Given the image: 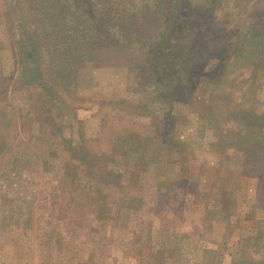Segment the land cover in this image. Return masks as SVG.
I'll use <instances>...</instances> for the list:
<instances>
[{
	"label": "rangeland",
	"instance_id": "rangeland-1",
	"mask_svg": "<svg viewBox=\"0 0 264 264\" xmlns=\"http://www.w3.org/2000/svg\"><path fill=\"white\" fill-rule=\"evenodd\" d=\"M105 1L0 0V264H264V0H162L194 27L165 92L129 65L160 0H117L119 46Z\"/></svg>",
	"mask_w": 264,
	"mask_h": 264
},
{
	"label": "trees",
	"instance_id": "trees-1",
	"mask_svg": "<svg viewBox=\"0 0 264 264\" xmlns=\"http://www.w3.org/2000/svg\"><path fill=\"white\" fill-rule=\"evenodd\" d=\"M112 1L114 2H111L110 4H112L113 7L110 5L104 6L103 11L99 10L100 12L98 11L97 4H94L93 5L94 10L91 9L90 11H87V13L84 14V16L82 17L84 19H87V17L89 18V21L86 20L88 28H94L95 33L100 31V35L98 37L104 41V45H106L107 43L115 42L119 46L120 42L118 41L119 39H121L120 37H122L121 33L123 31H124V34L127 33L129 39L133 38L134 34L131 32H128L126 28L128 25L126 16H131V18L129 19V22L133 21L134 25L138 23V19H136V14H134L136 12L133 11L136 3L132 2L131 4H128L130 7L129 8L122 1H117V0H112ZM108 2L109 0H106L104 4H108ZM91 4L93 3L91 2ZM128 9L130 11H127ZM167 9L168 8H167L166 2L160 0L159 10L155 9L154 12L153 11L148 12V16H152L154 18H157V17L164 18L163 23H161L162 31L161 33L154 36L156 38V41L150 43V46L147 49L148 51L147 50L145 51L144 49V54L142 58H139V55H137L136 53L135 47H132L133 49L132 51H130V54L132 55H130L131 58L129 60V65L131 64V66H133L134 69L135 68L139 69L138 71L142 75L144 74V77L146 79L145 83L155 84L161 87V89L164 90L163 92H165L166 85L168 83L170 84L172 79H175V81L179 82L180 74H182L185 77V79L187 78L188 73L190 72V69H191V62H188L187 60L183 59L180 53H182V50L185 49L187 46L183 37H185L186 39L188 38L190 40L194 39L192 36L193 30H194V27L192 26L193 24H190L189 22L186 24L187 21L181 20V18L183 17V11L181 10L178 12V9H177L175 10L173 14V13H170L169 9H168L169 10L168 12ZM94 11L97 14V20H94L95 18ZM102 17H104L105 19L102 20ZM86 21L83 20V23L85 24ZM100 21L103 22V26L98 25V22ZM118 25L120 26L125 25V30H122V31L117 30L115 26H118ZM172 38H174L175 40V44L173 45V47L179 51V52L175 51L177 52V54L175 55L176 57L174 58L165 56L164 54L160 53L159 51L160 48L155 47L156 44L163 45L164 42L168 43L169 45H172V42H171ZM91 41H92V44L90 41L88 43V46L90 47H94V48L104 47L102 42L98 41L94 36H93V39H91ZM98 42H100V44H98ZM28 55H32V54L29 53ZM138 63H140V65L137 67ZM221 65H222L221 63H218L212 68H210V70L212 71V73L220 71V69L222 68ZM140 70H142L144 73H142ZM177 89H178V83H176L172 87V91L176 92ZM253 123L255 122H251L249 123V125ZM253 131L254 130H249L248 133L244 137L248 139L247 137L249 136L258 135L257 133Z\"/></svg>",
	"mask_w": 264,
	"mask_h": 264
}]
</instances>
